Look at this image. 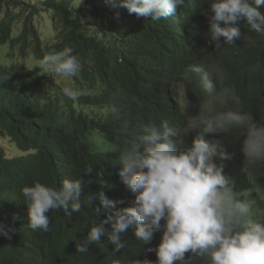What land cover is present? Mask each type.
Here are the masks:
<instances>
[{
	"label": "clouds",
	"instance_id": "9594fccd",
	"mask_svg": "<svg viewBox=\"0 0 264 264\" xmlns=\"http://www.w3.org/2000/svg\"><path fill=\"white\" fill-rule=\"evenodd\" d=\"M105 2L158 24L161 32L164 24L172 25L173 38L186 26L194 35L183 34L180 62L162 68L165 77L155 87L162 96L159 119L147 122L132 142L97 139L87 158L94 164L102 154L104 164L94 171L89 165L83 176L65 179L59 188L40 182L21 188L28 226L48 232L50 210L71 216L82 207L94 224L76 245L80 253L101 237L115 252L132 238L155 252V264H264V219L252 218L250 203L239 199L264 182L256 165L264 162V116L256 107L264 62L251 52L248 34L264 35V0H205L207 6L197 11L188 10L185 0ZM39 66L66 77L81 68L71 47L45 55ZM142 77H149L147 70ZM130 85L131 74L119 90ZM63 91L77 96L72 88ZM232 139L243 163L232 161ZM84 177H91L86 192ZM147 258L105 264H150Z\"/></svg>",
	"mask_w": 264,
	"mask_h": 264
},
{
	"label": "trees",
	"instance_id": "16d2710c",
	"mask_svg": "<svg viewBox=\"0 0 264 264\" xmlns=\"http://www.w3.org/2000/svg\"><path fill=\"white\" fill-rule=\"evenodd\" d=\"M79 2L0 0V264H105L135 256H148L155 264L157 259L147 245L132 238L116 252L107 237L89 245L86 253L77 252L76 245L86 241L94 224L82 207L71 216L63 209L50 210L48 232L28 226L21 188L34 182L59 188L65 179L80 178L87 166L94 171L104 164L102 154L94 164L87 158L97 139L118 136L132 142L147 122L159 119L162 96L155 87L165 77L162 68L180 62L186 52L183 34L194 35L186 26L173 38L172 25L164 24L161 32L158 24L105 0ZM184 5L190 11L207 6L205 0H185ZM44 13L54 35L44 36L39 28L37 18ZM248 34L251 52L264 62V35ZM65 47L73 49L81 64L77 75L61 76L39 66L45 55ZM194 53L202 57L200 51ZM145 70L148 78L142 77ZM130 74V87L119 90ZM260 75L256 94L262 101L256 107L263 118L264 66ZM65 88L77 96L67 97ZM229 143L232 161L243 163L237 141ZM256 165L264 171V162ZM90 178L84 177V192ZM249 192L239 199L250 203L252 218L264 219V182Z\"/></svg>",
	"mask_w": 264,
	"mask_h": 264
},
{
	"label": "rangeland",
	"instance_id": "374dc122",
	"mask_svg": "<svg viewBox=\"0 0 264 264\" xmlns=\"http://www.w3.org/2000/svg\"><path fill=\"white\" fill-rule=\"evenodd\" d=\"M35 1H40V0H35ZM81 1L82 0H80V2ZM48 19H49V16L47 13H44V14H42V17L39 16L37 18V23L39 25V28L44 32V36L45 35H48V36L54 35L50 23L47 22ZM4 54H6V53L4 52ZM5 143L8 145V142H5ZM8 146H9L8 148L11 147L10 145H8Z\"/></svg>",
	"mask_w": 264,
	"mask_h": 264
}]
</instances>
